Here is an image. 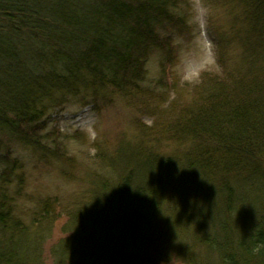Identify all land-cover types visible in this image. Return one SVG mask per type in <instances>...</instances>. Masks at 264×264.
<instances>
[{
    "label": "trees",
    "instance_id": "16d2710c",
    "mask_svg": "<svg viewBox=\"0 0 264 264\" xmlns=\"http://www.w3.org/2000/svg\"><path fill=\"white\" fill-rule=\"evenodd\" d=\"M240 1L254 48L244 44L227 72L219 44L222 75L204 74L182 106L168 104L161 81L144 84L154 53H165V84L176 83L163 33L186 28L189 0H0V264H45L40 251L59 218L57 199L42 201L30 226L16 215L17 161L1 155L4 139L42 151L34 129L50 104L87 92L95 104L104 92L123 96L187 149L120 155L117 166L132 172L114 188L102 182L94 204L70 215L75 232L54 246L55 264H264V0Z\"/></svg>",
    "mask_w": 264,
    "mask_h": 264
},
{
    "label": "rangeland",
    "instance_id": "374dc122",
    "mask_svg": "<svg viewBox=\"0 0 264 264\" xmlns=\"http://www.w3.org/2000/svg\"><path fill=\"white\" fill-rule=\"evenodd\" d=\"M239 2L189 0L188 6L181 9L186 16V28L174 30L169 27L163 33L174 50L172 65L176 83L167 77L170 81L165 84L162 71L165 53H154L147 63L148 78L144 85L157 88L161 81L160 88L166 92L168 104L173 100L185 106L195 99L194 89L204 84V74L222 75L218 63L219 44L223 45L227 72L241 64L243 45L249 43L253 49L254 42H249L246 35L247 27L243 23L247 20L244 14L247 10ZM92 101L87 92L77 98H58L54 101L57 104H50L44 123L34 129V137L42 145V151L17 141L8 143L7 138L3 141L10 147H5L1 155L17 161V171L10 180L8 193L15 203L16 215L30 226L32 213L40 208L42 201L58 200V221L51 225L50 232L47 231L40 251L45 264H55L54 246L63 239L72 238L74 229H66L70 215L83 206L94 204V196L102 189V182H112L114 188L115 182L132 172L131 168L122 171L121 166H117L115 161L120 155L124 157L135 151L131 155L142 160L153 153L173 156L176 150L187 149V141H167L169 137L162 135V129H153L155 119L138 108L133 109L123 96L104 92L97 104ZM26 132L30 134L28 130ZM58 152L64 153L69 160L59 161L55 156ZM105 157L112 159L103 161ZM20 178L23 185L19 183ZM112 203L119 210L116 201L112 200ZM110 232V235L117 234L114 230ZM159 264L188 263L171 257Z\"/></svg>",
    "mask_w": 264,
    "mask_h": 264
}]
</instances>
